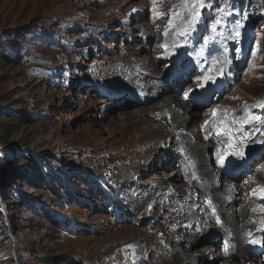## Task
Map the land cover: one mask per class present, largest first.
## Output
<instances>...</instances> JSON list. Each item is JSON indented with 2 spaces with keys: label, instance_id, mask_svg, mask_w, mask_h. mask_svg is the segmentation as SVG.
Here are the masks:
<instances>
[{
  "label": "rangeland",
  "instance_id": "rangeland-1",
  "mask_svg": "<svg viewBox=\"0 0 264 264\" xmlns=\"http://www.w3.org/2000/svg\"><path fill=\"white\" fill-rule=\"evenodd\" d=\"M181 4L0 0V264H132L133 252L135 264L212 263L210 257L188 263L164 249L155 258L147 253L144 243L156 225L150 209L161 199L156 188L168 172L191 163L193 149L176 135L169 156L159 148L147 164L137 166L139 147L159 132L178 133L172 129L176 121L188 120L187 128L195 124L198 130L213 119V109L219 120L224 110L244 117L247 106L261 120L232 125L237 139L232 143L240 144L236 150L243 156L220 147L224 135L205 126L203 144L212 148L205 150L201 169L185 175L190 186L180 189L183 195L164 197L163 211L171 216L201 209L199 216L208 212L210 220L223 221L219 211L209 214L212 205L219 206L209 204L210 197L192 198L202 191L204 166L228 188L235 182L225 173L240 176L241 183L250 178L249 186L264 183V108L256 107L264 101V0H205L187 40L173 35L175 29L166 38L173 11L187 18ZM217 20L223 37L212 31ZM237 22L240 35L230 38ZM205 76L211 79L204 81ZM169 99L181 106H168ZM125 112L137 115L124 122ZM218 149L227 153L223 162ZM255 159L253 169L238 175ZM218 168L224 170L219 175ZM183 201L197 206L182 211ZM259 203L264 206V200ZM224 221L225 227L208 229L192 250L225 241L222 228L235 227L233 233L243 235L245 217L227 214ZM164 222L157 227L166 232ZM249 244V255L264 264V244ZM216 252H223L222 242Z\"/></svg>",
  "mask_w": 264,
  "mask_h": 264
},
{
  "label": "bare ground",
  "instance_id": "bare-ground-1",
  "mask_svg": "<svg viewBox=\"0 0 264 264\" xmlns=\"http://www.w3.org/2000/svg\"><path fill=\"white\" fill-rule=\"evenodd\" d=\"M121 75L122 76L120 77V79L121 78L126 79L127 76L125 74H121ZM113 78L118 79L119 77L115 78L113 76ZM129 80L130 81L134 80V76L132 77V80L130 78ZM167 103H168V106H171V104L175 105V107L179 105L181 106V104L175 101V99H171V100L169 99ZM177 114L179 115L180 112H178ZM121 115L123 117L122 121L125 122L128 120H133L137 114L133 112H128V113L125 112ZM138 116L140 117L139 114ZM181 118L182 116H179V119ZM188 123H189L188 120H185V119L181 121H176L172 129L177 130L178 133L166 134L164 132H159L156 138L150 139V140H144L139 147L140 152L142 154V158L139 161L140 164L138 163L137 166L147 164L150 158L157 154V151L159 150V148L160 150H166L167 153L171 151L172 152L175 151L174 149L172 150L171 148L175 147L176 145L174 144V142L176 141V135H179L183 139H185L190 145H192V149H193L192 150L193 152L191 151L192 154L190 155L191 163L190 164L188 163L183 171H182V167H179L178 170L168 172L169 174L166 175L165 177H162V181L158 184L156 188V191L158 192V195L161 196V199L160 201H158L157 204L154 203L150 209L152 213L151 214L152 222L153 224H156V225L155 226L152 225V229H151V233H153L154 236L148 238L147 241L144 243L147 253L149 252L152 253V258H155L158 256L161 250L163 249L170 250V252L178 253L188 263H192L196 260L201 259L202 257L204 258L210 257L213 259L212 263L210 264H261L259 261H257V259L254 258L255 254L249 255L250 254L249 249L251 246L249 244V240H247L249 239L247 233L251 232L255 236H258V237L260 236V233L258 232V228L262 226L261 221H264V217H262L259 211L254 213L252 209L253 208L259 209V207L262 206L259 202L263 201L264 199L259 198L258 196L259 193H257L256 196H253L252 192H253V189H257L261 186H264V183L258 181V182H253L252 185L249 186L248 184L251 182L250 178H248L247 181L241 183V182L236 181V179L240 180L239 179L240 176L235 177L232 174L229 175L225 173L224 177L226 180L232 183L235 182L232 188H228L227 187L228 184L225 180L215 179V173H214L215 170L213 168L211 169L208 166H204L202 172H200L199 174V179L203 184L201 188L202 191H200V193L194 192V194H192L193 197L192 196L191 197L194 198L195 194H198V196L202 198L210 197L211 203L212 204L216 203L220 207L212 205L211 210H209V214L213 213V209L215 210V212L219 211L220 214H223V217H222L223 221L220 223H217L215 219L210 220L208 217V212L206 214L207 216L204 218L203 216H199L198 212L199 211L201 212V209H198L196 213L178 212L177 210L175 212H172L171 216H167L164 213L163 208H165L164 203L166 200L164 197L170 196V195L181 197L183 195V192L180 189L186 188V186L184 185L185 184L189 185L188 182L190 181V179L185 175L188 173L190 169L200 170L201 161L206 155L205 150L209 149L210 147L212 148L211 144H208L206 146L203 144V141L205 140L207 141L208 139V137L207 139H205V134H204L205 123L198 130H196L197 125L195 124H193L190 127V129L187 128ZM215 132H216V129H215ZM249 135L250 134H247L244 137L248 138ZM226 140L227 139L224 136H220L218 139L219 143H222L220 144V147L224 146L225 149H229ZM235 142L233 144H235ZM239 146H236V149ZM136 147L137 146H135V148ZM167 155L169 156L170 154L168 153ZM255 162H256V159L250 160V162H247L245 169H240L239 170L240 173L238 175L243 174L244 170L248 168L253 169V165L255 164ZM245 164L246 163H244V166ZM197 167L200 169H198ZM262 168L260 171H257V172L255 171V173L259 174L262 171ZM223 171L224 170L219 169L218 175L220 172H223ZM231 171H234V170H231ZM158 173L160 175L163 174L160 171ZM171 188H173L172 192H171ZM239 194L242 195L243 197H238ZM191 205L197 206L195 202L187 203L183 201V205L180 209L183 211L184 210L183 208H189ZM227 214L231 216L232 218L234 217L236 218L245 217L246 218V222L244 223V225L241 226V228L244 229L243 235L241 236L233 233V231L236 232L235 227L231 228L233 231L230 228H229L230 229L229 231L225 230L224 228H222V230L224 231L220 230V234L223 236V238H227L226 240L230 244L228 255H225L224 253V242L225 241H222L221 239H219L218 241L213 240L210 244L206 246L192 250L193 248L197 246V244L202 242V239L200 238L205 234V232L208 229L212 227L217 228V225L219 226L220 224L222 225V227L226 226L224 217L225 215L227 216ZM160 219H163L165 221L162 228L166 229V232L161 231L157 227V224L160 222ZM251 225L253 226L252 228H251ZM221 242L223 244V252L218 254L216 250L219 247V244H221ZM235 253H237L238 256L235 255ZM248 256L250 259L248 258ZM233 257L234 259L236 258L235 263H231L230 261L231 258Z\"/></svg>",
  "mask_w": 264,
  "mask_h": 264
},
{
  "label": "snow or ice",
  "instance_id": "snow-or-ice-1",
  "mask_svg": "<svg viewBox=\"0 0 264 264\" xmlns=\"http://www.w3.org/2000/svg\"><path fill=\"white\" fill-rule=\"evenodd\" d=\"M153 4L155 5V0H153ZM182 9L187 12V18H184L180 12L177 11H173L172 12V17L170 18L168 21V25L164 30V35L167 38L170 34V30L175 29V31L172 33L173 35L176 36H180L185 38V40L188 39V37L191 35V32L195 29V25L197 24L199 17L201 15V10L205 7V0H182V4H181ZM220 11H223V9H220ZM153 12L154 14L159 17V15H161V13L159 12L158 9H156L155 7L153 8ZM179 20L180 23L177 24L176 21ZM217 25H221V21L217 20L215 21V23L212 26V31L214 33H216L217 36L223 37L224 33L221 32H217ZM240 23L237 22V26L236 29L234 30V37H230V38H238L240 33H239V27H240ZM215 37H210V39H214ZM207 42V41H206ZM161 47L167 48L168 45L167 44H163L161 45ZM173 47H175V45H173ZM199 55L203 56V50H201V52L199 53ZM214 63H220V61L218 60H214ZM218 71L223 72V68L221 67L220 69H218ZM204 81L210 80L211 77L210 76H205ZM199 86H203V84H200ZM191 91V89L189 90ZM187 96V94H185ZM256 107H260V108H264V101L260 102L258 105H256ZM225 115L223 118L217 120L216 116H217V110L213 109L212 111V117L213 119L211 121L206 120L205 121V126H209L211 125L212 127L216 128V134L217 135H224L228 137L229 140V144L228 147L232 148L235 150V154L243 156V151L242 150H236V146L232 143V141L235 139L234 135H233V128L232 125H236V124H247V123H251L253 121H260L261 117L259 115H255L252 112H250L247 108V106H245V116L244 117H240V118H235V117H230L228 112L229 110H224ZM211 134V133H209ZM205 139H207V136H205ZM227 155V153L222 154L220 152V150H217V156L220 159L221 162H223L224 160V156ZM257 193H259V198L264 199V186H261L257 189H253L252 195L256 196ZM209 204H211V201L208 202ZM252 211L255 213L257 211H259V213L261 215H264V206H260L259 209L257 208H253ZM213 215H215V210L213 209ZM217 223H220V219L217 216L216 217ZM261 228L258 229V231L264 232V221H261ZM248 237H250L249 242L252 244H264V238L261 237H256V238H252L253 234L251 232L247 233ZM128 248H134L133 245H128ZM229 248H230V244L227 240H225L224 242V253L225 255H228L229 252ZM133 262L132 264H135V253L133 252Z\"/></svg>",
  "mask_w": 264,
  "mask_h": 264
}]
</instances>
